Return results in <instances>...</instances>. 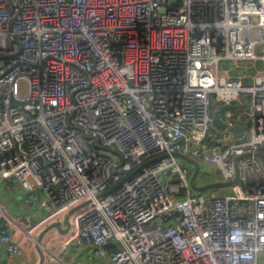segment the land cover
I'll use <instances>...</instances> for the list:
<instances>
[{"label":"built area","instance_id":"built-area-1","mask_svg":"<svg viewBox=\"0 0 264 264\" xmlns=\"http://www.w3.org/2000/svg\"><path fill=\"white\" fill-rule=\"evenodd\" d=\"M214 102L238 103L215 138ZM173 152L229 189L196 193ZM257 152L264 0H0V179L45 197L29 227L0 202L9 256L55 231L115 264H264Z\"/></svg>","mask_w":264,"mask_h":264},{"label":"crops","instance_id":"crops-1","mask_svg":"<svg viewBox=\"0 0 264 264\" xmlns=\"http://www.w3.org/2000/svg\"><path fill=\"white\" fill-rule=\"evenodd\" d=\"M216 174L218 175L217 170ZM44 200V196L37 194L31 200H26L25 189L18 181L13 179L3 183L0 179V202L12 217L28 227L44 215ZM9 228L7 220L0 215V235ZM12 232L17 235L15 229ZM16 240L14 239V242ZM42 241L47 250H42L38 244L27 239L21 254L9 256L5 250V243L0 239V256L4 264H38L41 251L44 255L42 264H115L105 256L93 254L92 243L72 242L58 250L61 235L55 231H52L51 236L45 237Z\"/></svg>","mask_w":264,"mask_h":264},{"label":"water","instance_id":"water-1","mask_svg":"<svg viewBox=\"0 0 264 264\" xmlns=\"http://www.w3.org/2000/svg\"><path fill=\"white\" fill-rule=\"evenodd\" d=\"M243 98L244 97L242 96L241 100H243ZM237 105H238V103H234V104H232V103H224V104L218 105L214 109L213 123L215 124V126L217 128L223 129L225 127V123L223 121L224 116H223L222 111L224 109L234 108ZM231 131L233 132L235 137H238V138H245L246 137V133L243 131V129H242V127L240 125H234L231 128ZM168 154L169 153H167V152H163V153H160V154H157V155L153 156L150 160H152V159L154 160V159H157V158H159L161 156H165V155H168ZM171 154L177 156L179 161H182L183 163L188 162V163L191 164L190 167H189V171L191 172V175H190L189 179H190V185H191V187L194 190L200 191V190H203V189L208 188V187L229 184V181H222V180H217V181L208 182V183H204V184H197L195 182V178H196V176H197V174H198V172L200 170V167H201L200 162L196 158L190 157V156H188L186 154H182V153H179V152H173ZM257 155L260 157V159L264 163V155L261 152H257ZM238 157L236 158V161H237ZM131 172L132 171L128 172L127 174H130ZM217 173H218V171H217ZM236 178H237V169H236V174H235V179ZM105 192H107V190L102 192V194L105 193ZM71 212H72V209L64 214L62 222L55 221L52 224H49L48 226L43 228L39 232V234L37 236V240L41 241L44 232L46 230L52 228V227H55L60 233H64L69 227V214ZM62 223L65 224L64 227H62ZM39 255H40V258H39L38 264H42L43 259H44V255H43V253L41 251L39 252Z\"/></svg>","mask_w":264,"mask_h":264},{"label":"rangeland","instance_id":"rangeland-1","mask_svg":"<svg viewBox=\"0 0 264 264\" xmlns=\"http://www.w3.org/2000/svg\"><path fill=\"white\" fill-rule=\"evenodd\" d=\"M226 63H223L220 66H224ZM20 89H23V85L20 86ZM210 132L213 134V138L215 136H221L223 130L218 129L216 126H212L210 128ZM247 132L249 133V129H247ZM201 167L200 170L195 178V182L197 184H204L208 182H213L219 180L218 175L216 174V167L213 164H207L201 162ZM229 189V184L225 185H219V186H213V187H208L203 190L197 191L194 190L196 193L201 192L205 196H209L211 193H216V194H222L225 193Z\"/></svg>","mask_w":264,"mask_h":264},{"label":"trees","instance_id":"trees-1","mask_svg":"<svg viewBox=\"0 0 264 264\" xmlns=\"http://www.w3.org/2000/svg\"><path fill=\"white\" fill-rule=\"evenodd\" d=\"M212 106L215 108L217 106V102H214Z\"/></svg>","mask_w":264,"mask_h":264},{"label":"bare ground","instance_id":"bare-ground-1","mask_svg":"<svg viewBox=\"0 0 264 264\" xmlns=\"http://www.w3.org/2000/svg\"><path fill=\"white\" fill-rule=\"evenodd\" d=\"M38 241V240H37ZM39 242V241H38Z\"/></svg>","mask_w":264,"mask_h":264}]
</instances>
